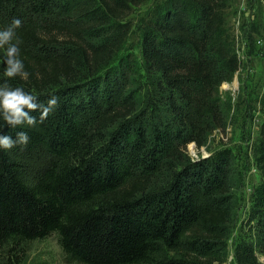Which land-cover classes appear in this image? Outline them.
I'll list each match as a JSON object with an SVG mask.
<instances>
[{
    "label": "trees",
    "instance_id": "16d2710c",
    "mask_svg": "<svg viewBox=\"0 0 264 264\" xmlns=\"http://www.w3.org/2000/svg\"><path fill=\"white\" fill-rule=\"evenodd\" d=\"M142 6L135 27L129 17ZM231 8L232 0H0V28L23 22L16 37L29 73L7 78L0 49V84L44 104L58 97L43 123L31 113L34 127L11 128L0 118V134L30 137L26 146L0 149V259L57 233L66 254L84 264L228 260L232 150L192 161L186 148L203 146L227 123L217 93L241 66ZM132 36L144 98L135 87L139 62L126 52ZM253 158L260 180L250 200L264 255V122ZM237 247L239 263L261 264L253 246Z\"/></svg>",
    "mask_w": 264,
    "mask_h": 264
},
{
    "label": "rangeland",
    "instance_id": "374dc122",
    "mask_svg": "<svg viewBox=\"0 0 264 264\" xmlns=\"http://www.w3.org/2000/svg\"><path fill=\"white\" fill-rule=\"evenodd\" d=\"M147 8L148 6H142L129 17L135 27ZM228 26L234 37L241 66L233 80L223 82L217 93L226 113L227 123L225 127L215 129L203 146L190 143L186 148V155L190 160L196 161L228 148L232 150L238 171L232 191L233 216L228 226V260L225 263L214 261L213 264H241L236 260V252L237 246L242 242L253 246L259 263L264 264V255L258 252L256 246L261 227L254 218L250 200L252 186L260 180L259 171L254 164L253 146L264 122V1L232 0ZM137 41L132 36L127 43L126 52L133 54L139 62L135 87L144 98L147 90L146 77L141 67ZM43 155L44 152L35 156L37 159L33 158L31 162L37 165L41 159H45ZM162 180L163 178L159 181ZM164 186L165 183L161 182L156 189ZM202 259L205 261V256ZM0 260L1 264H84L66 254L57 233L43 239L23 241L14 250L8 248L2 252Z\"/></svg>",
    "mask_w": 264,
    "mask_h": 264
},
{
    "label": "clouds",
    "instance_id": "9594fccd",
    "mask_svg": "<svg viewBox=\"0 0 264 264\" xmlns=\"http://www.w3.org/2000/svg\"><path fill=\"white\" fill-rule=\"evenodd\" d=\"M22 20L13 18L6 27L0 28V49H4L3 64L4 75L9 79L20 77L26 80L29 73L20 57V41L16 37V30L22 26ZM15 41V42H14ZM58 106V97L53 95L47 103H41L37 96L25 91L22 87H13L7 82L0 84V118L8 126L16 128L27 124L34 127L37 117L31 115L39 112V122L43 123L50 113ZM30 137L25 131H18L15 138L11 135L0 134V149L11 150L17 146H26Z\"/></svg>",
    "mask_w": 264,
    "mask_h": 264
}]
</instances>
